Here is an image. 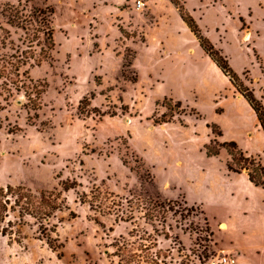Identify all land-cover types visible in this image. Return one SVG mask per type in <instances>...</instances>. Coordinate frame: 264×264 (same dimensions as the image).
Masks as SVG:
<instances>
[{
  "label": "rangeland",
  "instance_id": "rangeland-1",
  "mask_svg": "<svg viewBox=\"0 0 264 264\" xmlns=\"http://www.w3.org/2000/svg\"><path fill=\"white\" fill-rule=\"evenodd\" d=\"M136 1L0 0V61L30 50L37 55L44 48L39 33V47H29L39 23L33 22L26 33L7 24L8 5L23 9L25 16L51 8L55 44L40 66L20 69L45 88L39 110H31L22 92L13 91L8 104L0 98V186L57 190L66 206L50 221L57 227V252L37 239L33 225L27 226L22 240L0 236V264H116L113 254L121 237L133 242L128 236L133 228L152 234L143 211L135 208L146 196H158L174 210L164 224L155 223L159 234H167L157 237V248L170 252L166 264H210L223 256L237 264L235 254L224 250L229 243L233 246L236 227L224 229L218 223L226 214L246 223L254 221V214H264V190L248 189L227 173V152L221 149L212 158L204 154L212 138L206 124L218 115L219 99L230 84L192 34L181 29L168 0H151L149 9L147 0L144 8L136 9ZM177 2L185 6L186 0ZM186 8L237 74L250 70L253 53L260 61L243 35L249 25L264 35V0H187ZM165 38L172 56L160 48ZM258 45L264 54L263 40ZM127 50L135 58L123 69ZM133 77L136 82L130 81ZM248 80L253 83L250 76ZM252 88L264 102V88ZM164 99L180 101L184 114L155 126L154 120L171 112ZM223 106L222 118H246L233 101ZM249 139L243 145L262 152L264 143ZM65 181L76 182V188L63 192L60 184ZM95 187L119 197L114 199L122 204L118 216H128L129 206L134 225L79 203ZM204 219L213 232L210 238ZM246 259L245 264H264V251H252Z\"/></svg>",
  "mask_w": 264,
  "mask_h": 264
},
{
  "label": "trees",
  "instance_id": "trees-1",
  "mask_svg": "<svg viewBox=\"0 0 264 264\" xmlns=\"http://www.w3.org/2000/svg\"><path fill=\"white\" fill-rule=\"evenodd\" d=\"M169 2L177 10L180 19L193 35L202 52L222 75L227 78L235 93L241 96L253 111L259 128L264 135V102L256 97L251 87V81L248 80L249 71L245 70L242 74H237L221 50L217 49L203 34L196 20L187 11L185 6L180 5L177 0H169ZM23 13V9L19 10L18 7L12 5L6 6L4 15L7 24L19 28L26 33L29 30L28 26H31L33 22L39 23L40 27L34 30L35 33H33V37L29 41V47L32 49L31 45L33 43H36V46L39 47V38L36 36L39 33L44 37V48L40 47L37 55H34L35 52H32L33 50H30V52H17L19 55H12L10 57L11 60L0 61V98L5 104H8L13 91L17 93L22 92L31 110L36 111L40 109V96L45 92V88L44 86L39 88V83L33 82L27 72L20 74V69L27 65L38 67L43 61L50 58V52L55 46L50 20L53 10L51 8L39 10L37 14H33L32 16H25ZM239 21L243 24L241 17H239ZM6 34L8 35L7 31ZM253 54L255 60L258 62L255 53ZM134 58L133 52L127 50L123 56V69L130 68ZM28 60H31L32 64H28ZM130 81L136 82V77L130 78ZM83 101L86 100L84 99ZM83 101H80L79 107ZM164 101L172 105V109L171 106H164L166 110H171V112L169 115L162 114L159 120H154L155 126L171 123L175 121L176 116L184 114L180 101L173 102L166 99ZM88 106L89 103L87 102L86 108ZM216 112H219V110H216ZM178 122L181 126H186L181 120H178ZM206 127L210 130L212 138L204 146L205 156L207 158L218 157L220 150L224 149L230 157L229 161L225 163L227 171L234 174L245 173L248 181L254 187L264 190V165L260 157L247 155L239 148L235 141H222L223 135L219 126L206 124ZM122 163L126 165L124 161ZM60 185L63 192L74 190L77 186L76 182L69 181L62 182ZM114 199H119V197L104 188L95 187L90 191V195H84V197L79 198V203L82 205L87 204L91 210L97 208L101 213L112 214L122 222L134 225L133 210L128 206L129 215L126 217L118 216L122 204L120 202L116 203ZM126 204L129 205V202H126ZM138 207L143 211L142 219L146 224L151 226L152 234L145 231H137L133 228L128 233V236L134 239L133 242H128L121 237L115 245V253L113 254L117 259L116 264H166L165 260L170 257V252L168 250L161 251L157 248V237L162 234H159L155 223L162 221L164 224L167 213H172L174 210L168 203L159 201L158 196L157 198L146 196L145 200L136 203L135 208L137 209ZM65 208V201L60 191H33L22 185L13 186L8 184L0 186V236L9 239L17 237L18 240H22L24 239L23 228L33 225L37 239L45 242L51 251L57 252L61 248L60 244L57 246L58 239L55 235L57 227L51 225L50 221L54 219L56 213L63 211ZM192 208L190 207V211L196 212L197 208L196 210ZM186 212L189 213V211ZM204 222L206 224L205 233L210 238L213 236V232L208 225L207 219H204ZM162 236L166 238L167 234ZM206 241H209V239ZM60 255L61 253L58 254V256Z\"/></svg>",
  "mask_w": 264,
  "mask_h": 264
},
{
  "label": "crops",
  "instance_id": "crops-1",
  "mask_svg": "<svg viewBox=\"0 0 264 264\" xmlns=\"http://www.w3.org/2000/svg\"><path fill=\"white\" fill-rule=\"evenodd\" d=\"M150 1L151 0L146 1V3L148 4V7H147L148 9L150 8V4H151ZM186 7H187V0L185 2V8ZM241 18L244 19L243 17ZM152 19H153V24H154V18L152 17ZM181 29L183 31L190 33L183 22H182ZM247 30H248V33L244 32L243 38L245 39L246 42H251L252 46H255L253 48V51L256 52L260 60L259 62L255 60L254 63H251L249 66L250 67L249 76L251 77L252 82H253L251 86L255 87V85H257L258 87L264 88V54L258 45V43L261 40H263L264 42V35L260 33L261 32L260 30L252 29L250 25H249V28H247ZM159 43H160V46H161L160 48L162 49V51H164L165 54L172 56V54L174 53V50L171 49L172 45L168 42V40L166 38L160 39ZM230 63L232 67L236 71H238V69L234 67L233 63L232 62ZM212 65L218 71V73L226 81H228L227 78L222 75V73L215 67L213 63ZM244 70H242V73L244 72ZM254 93H255V90H254ZM220 94L221 92L218 93V95ZM257 98L259 99V97ZM228 101H233L236 105L242 107L244 109V114L246 115V118H243V116L241 115H236L234 116V118H229L228 120L227 118H222L223 115L225 114V108L223 105L224 103ZM216 110H219V112H216ZM216 110H215V113L218 115H216L215 118L210 120L211 121L210 124H215L221 128L222 135H223L221 140L222 141H235L243 152L247 153L250 156H259L262 159V161H264V149H263L264 146L262 147L263 149L262 152L259 153L257 151L250 152L249 149L245 145H243L244 144L243 140H245V138L247 137L251 138L249 139V141H254L257 139V140H260L262 143H264V135L261 129L259 128L255 114L250 109V107L247 105V103L244 101V99L241 96H239L237 93H235L232 87L230 88L229 92H226L224 96L220 97L219 108ZM230 131L235 132V133H231ZM227 173L230 175L231 174L235 175L236 179L240 181V183L244 184L248 189L257 188V187H254L248 181L245 173L234 174L228 171ZM203 209L207 215L205 208ZM234 217H235L234 213L226 214L225 217L221 219L220 223H218V227H223L224 229L229 228V226L236 227L237 232L236 233L235 231L232 232L234 233V237H235L233 246H231V244L229 243V246L225 248L224 250H227V252L232 251L235 254L237 264H245V262L247 261L246 255L250 254L252 251H255V250L264 251V214L259 215V216H255L254 214L253 216L254 221L252 220L253 222H249V223H246L240 219L235 220L236 218Z\"/></svg>",
  "mask_w": 264,
  "mask_h": 264
},
{
  "label": "built area",
  "instance_id": "built-area-1",
  "mask_svg": "<svg viewBox=\"0 0 264 264\" xmlns=\"http://www.w3.org/2000/svg\"><path fill=\"white\" fill-rule=\"evenodd\" d=\"M134 5L136 9H141L144 8L145 3L144 0H137ZM210 264H234V260L229 256H223L222 258H214Z\"/></svg>",
  "mask_w": 264,
  "mask_h": 264
}]
</instances>
